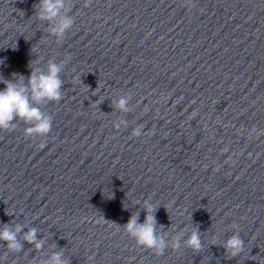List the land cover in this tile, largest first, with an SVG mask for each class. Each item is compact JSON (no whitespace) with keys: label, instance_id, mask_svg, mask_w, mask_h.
Instances as JSON below:
<instances>
[{"label":"clouds","instance_id":"clouds-1","mask_svg":"<svg viewBox=\"0 0 264 264\" xmlns=\"http://www.w3.org/2000/svg\"><path fill=\"white\" fill-rule=\"evenodd\" d=\"M64 0H40L39 17L40 19L52 20L59 15L60 9L63 7ZM91 0H87V5ZM184 4L188 9L195 5L193 0H184ZM72 20L68 17L63 18L57 25L53 27V33L59 37H63L64 33L71 27ZM61 65L55 62H50L47 72L37 74L33 72L28 77V84H23V77L19 78V83L11 81H3L5 87L0 90V130H8L13 127L14 119H21L28 122L31 127L26 129V135H46L52 129V117L44 115L38 107L33 106L32 101H59L62 98L61 87L63 81L60 79ZM31 92V99L28 92ZM127 100L121 98L116 103V107L122 111H127ZM134 137H140L141 131L139 128L133 130ZM41 144L39 148H43ZM155 209L152 205L146 207V217L143 223H138V218L133 216L125 228L128 234L134 239L138 246L153 250L157 255H163L166 247L162 237H158L155 228ZM20 231L17 226L15 231L5 227L0 231V239L8 242V247L18 250L19 245L16 241V233ZM35 229L29 231L25 239L29 242H35ZM188 247L194 251H199L202 248L200 234L198 231H193L187 241ZM41 245L36 244L39 248ZM225 248L231 256H238L244 251V240L239 235H232L226 242ZM174 248L179 247V243L173 245ZM52 264H65L60 259L59 254L52 257Z\"/></svg>","mask_w":264,"mask_h":264}]
</instances>
